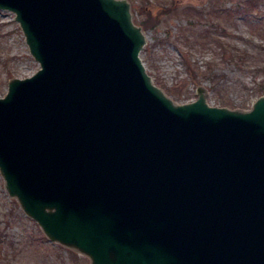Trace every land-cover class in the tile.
I'll return each mask as SVG.
<instances>
[{
    "label": "water",
    "instance_id": "95a60500",
    "mask_svg": "<svg viewBox=\"0 0 264 264\" xmlns=\"http://www.w3.org/2000/svg\"><path fill=\"white\" fill-rule=\"evenodd\" d=\"M39 68L0 97V176L89 264H264V95L175 103L128 0H0Z\"/></svg>",
    "mask_w": 264,
    "mask_h": 264
},
{
    "label": "rangeland",
    "instance_id": "374dc122",
    "mask_svg": "<svg viewBox=\"0 0 264 264\" xmlns=\"http://www.w3.org/2000/svg\"><path fill=\"white\" fill-rule=\"evenodd\" d=\"M128 1L137 25L146 14L157 20L153 28L142 27L146 43L139 56L153 83L175 103L196 100L197 86L205 89L209 105L241 111L264 95V0H142L146 14L139 10L141 0ZM214 37L247 57L235 60L230 49L215 50ZM38 68L14 14L0 10V97L11 78ZM89 263L87 256L50 242L0 176V264Z\"/></svg>",
    "mask_w": 264,
    "mask_h": 264
},
{
    "label": "trees",
    "instance_id": "16d2710c",
    "mask_svg": "<svg viewBox=\"0 0 264 264\" xmlns=\"http://www.w3.org/2000/svg\"><path fill=\"white\" fill-rule=\"evenodd\" d=\"M246 2L248 1V2H253L254 0H245ZM141 7H140V12L141 13H143V14H146V11H145V9H146V7H145V4L142 2V0H141ZM242 7H244V5H239V9H244V8H242ZM190 9V8H189ZM186 10H188V9H186ZM246 11H248V10H246ZM147 16V20L145 19V21H143L142 23H141V25H142V27L144 28V29H148V28H153V27H155V25L157 24V20H156V18L155 17H153V16H151V14H146ZM193 22V21H192ZM191 23V22H190ZM192 24H194V23H191V25ZM203 34H201V36H202ZM213 40H214V42L213 43H211L210 45H213L214 46V49L216 50H219L220 51V53H223V52H226L228 49H230L231 50V53H232V57L235 59V60H243L244 58H246L247 57V52L245 51V50H240V49H236L235 47H229L228 46V44H226L224 41H223V39H222V37H220L219 39H217V38H212ZM188 67V66H187ZM210 79V78H209ZM213 78H211L210 80H212ZM70 252H72V251H70ZM72 254H73V252H72Z\"/></svg>",
    "mask_w": 264,
    "mask_h": 264
}]
</instances>
